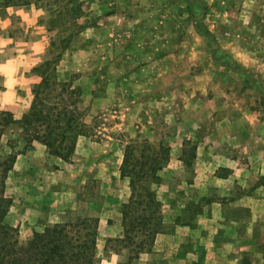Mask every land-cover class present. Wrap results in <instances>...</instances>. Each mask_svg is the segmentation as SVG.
Instances as JSON below:
<instances>
[{"label": "rangeland", "instance_id": "1", "mask_svg": "<svg viewBox=\"0 0 264 264\" xmlns=\"http://www.w3.org/2000/svg\"><path fill=\"white\" fill-rule=\"evenodd\" d=\"M47 62L76 121L57 149L0 122L19 246L88 220L92 264H264V0H0V112L29 113ZM127 149L159 201L140 253Z\"/></svg>", "mask_w": 264, "mask_h": 264}, {"label": "trees", "instance_id": "2", "mask_svg": "<svg viewBox=\"0 0 264 264\" xmlns=\"http://www.w3.org/2000/svg\"><path fill=\"white\" fill-rule=\"evenodd\" d=\"M50 65L51 63L47 62L43 67V79L34 91V101L29 113L21 121H15L11 113L1 111L0 122L6 125L10 122L19 123L26 134L34 132L33 138L42 139L50 149H57L59 144L70 139L69 134L74 130L73 121L75 123L76 120L71 117L74 112L67 111L64 107L65 100L61 93L58 94L60 102L52 106L46 104L41 97L50 82L47 71ZM5 124L0 123L1 126ZM35 126L42 128L43 133L40 134ZM7 162L8 160L1 166H5ZM131 162L132 149H127L122 174L129 179L131 194L129 201L122 205L124 238L121 242L134 245L137 248L136 253H140L149 240L159 232L153 222L154 212L159 209V201L149 187L140 184L147 172L140 171L137 165ZM3 188L1 183L0 218L8 203L2 195ZM88 223V220H83L56 225L41 234H35L28 243L19 246L13 239L11 231L0 222V264H92L95 242L90 240V233L84 234L79 228L83 227L86 230ZM138 235L143 239L135 243V240L140 238Z\"/></svg>", "mask_w": 264, "mask_h": 264}]
</instances>
